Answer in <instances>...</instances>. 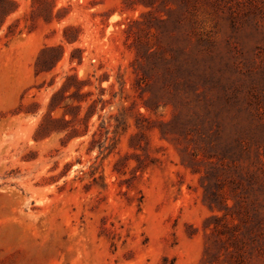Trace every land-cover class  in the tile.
<instances>
[{"label":"rangeland","instance_id":"1","mask_svg":"<svg viewBox=\"0 0 264 264\" xmlns=\"http://www.w3.org/2000/svg\"><path fill=\"white\" fill-rule=\"evenodd\" d=\"M14 1L0 264H264V0Z\"/></svg>","mask_w":264,"mask_h":264},{"label":"trees","instance_id":"2","mask_svg":"<svg viewBox=\"0 0 264 264\" xmlns=\"http://www.w3.org/2000/svg\"><path fill=\"white\" fill-rule=\"evenodd\" d=\"M5 1L11 2V3H16V1H14V0H5ZM0 12L1 13L5 12V9L4 8H1L0 9ZM50 49L52 50L53 48L47 47V49H45V51L46 50H50Z\"/></svg>","mask_w":264,"mask_h":264}]
</instances>
